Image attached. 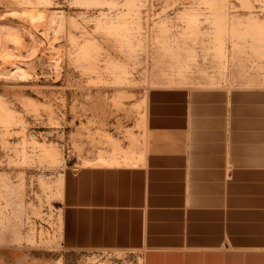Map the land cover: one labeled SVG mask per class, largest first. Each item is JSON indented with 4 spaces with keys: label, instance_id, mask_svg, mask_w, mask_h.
<instances>
[{
    "label": "rangeland",
    "instance_id": "374dc122",
    "mask_svg": "<svg viewBox=\"0 0 264 264\" xmlns=\"http://www.w3.org/2000/svg\"><path fill=\"white\" fill-rule=\"evenodd\" d=\"M193 85H264V0H0V264H133L63 246L64 176L135 161L143 96Z\"/></svg>",
    "mask_w": 264,
    "mask_h": 264
},
{
    "label": "crops",
    "instance_id": "0c3cea01",
    "mask_svg": "<svg viewBox=\"0 0 264 264\" xmlns=\"http://www.w3.org/2000/svg\"><path fill=\"white\" fill-rule=\"evenodd\" d=\"M142 100L135 161L66 172L63 246L133 264H264V85L159 87Z\"/></svg>",
    "mask_w": 264,
    "mask_h": 264
},
{
    "label": "bare ground",
    "instance_id": "6f19581e",
    "mask_svg": "<svg viewBox=\"0 0 264 264\" xmlns=\"http://www.w3.org/2000/svg\"><path fill=\"white\" fill-rule=\"evenodd\" d=\"M115 150H116V149H115ZM117 152H119V151H117ZM117 152H116V153H117Z\"/></svg>",
    "mask_w": 264,
    "mask_h": 264
}]
</instances>
